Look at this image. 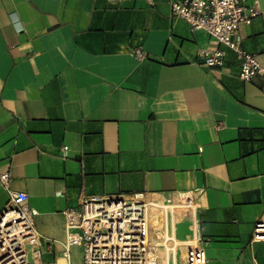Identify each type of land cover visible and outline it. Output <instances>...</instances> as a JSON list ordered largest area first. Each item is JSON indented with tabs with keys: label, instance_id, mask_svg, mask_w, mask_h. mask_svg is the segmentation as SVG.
<instances>
[{
	"label": "crops",
	"instance_id": "obj_1",
	"mask_svg": "<svg viewBox=\"0 0 264 264\" xmlns=\"http://www.w3.org/2000/svg\"><path fill=\"white\" fill-rule=\"evenodd\" d=\"M171 1L0 0V172L37 209L44 260L85 197L190 190L207 264H264L251 239L264 211V76L240 78L236 53ZM235 36L264 65L261 13ZM199 49L222 50L223 64H202ZM7 198L0 184V212ZM190 217L179 215V239ZM70 254L82 264L80 247Z\"/></svg>",
	"mask_w": 264,
	"mask_h": 264
},
{
	"label": "built area",
	"instance_id": "obj_2",
	"mask_svg": "<svg viewBox=\"0 0 264 264\" xmlns=\"http://www.w3.org/2000/svg\"><path fill=\"white\" fill-rule=\"evenodd\" d=\"M170 8L191 29L205 30L232 49L239 60L240 78L264 76V65L254 53L242 48L235 36L240 24H249L261 13L264 37V10H259L257 0L250 5L245 0H172ZM131 53L138 60L146 56L141 47ZM198 56L204 65L220 66L224 52L199 49ZM9 181V171L0 172V184L8 195L0 212V264H59V259L70 264L72 246L80 247L82 264H207L202 243L208 239L204 240L195 226L192 210L196 202L190 190L158 196L141 192L85 197L78 208L64 210L62 249L48 261L43 254L52 253L53 247L36 228L38 211L28 204L27 193L12 189ZM179 215L191 216V236L185 239L175 235ZM251 239L264 241V211L254 224Z\"/></svg>",
	"mask_w": 264,
	"mask_h": 264
},
{
	"label": "bare ground",
	"instance_id": "obj_3",
	"mask_svg": "<svg viewBox=\"0 0 264 264\" xmlns=\"http://www.w3.org/2000/svg\"><path fill=\"white\" fill-rule=\"evenodd\" d=\"M59 264H63V260L62 259H59Z\"/></svg>",
	"mask_w": 264,
	"mask_h": 264
}]
</instances>
